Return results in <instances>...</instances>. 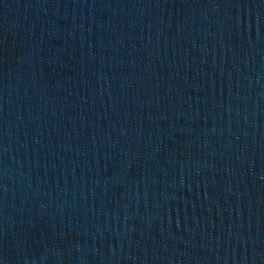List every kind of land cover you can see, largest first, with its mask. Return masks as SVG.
Here are the masks:
<instances>
[{
    "label": "water",
    "instance_id": "obj_1",
    "mask_svg": "<svg viewBox=\"0 0 264 264\" xmlns=\"http://www.w3.org/2000/svg\"><path fill=\"white\" fill-rule=\"evenodd\" d=\"M0 264H264V0H0Z\"/></svg>",
    "mask_w": 264,
    "mask_h": 264
}]
</instances>
